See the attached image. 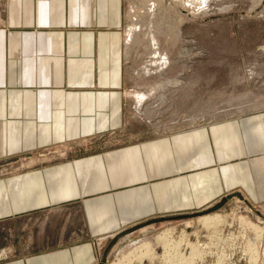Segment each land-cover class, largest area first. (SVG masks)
Returning a JSON list of instances; mask_svg holds the SVG:
<instances>
[{
    "label": "crops",
    "instance_id": "obj_1",
    "mask_svg": "<svg viewBox=\"0 0 264 264\" xmlns=\"http://www.w3.org/2000/svg\"><path fill=\"white\" fill-rule=\"evenodd\" d=\"M123 6L124 0H0V156L55 143L88 146L90 137L126 133ZM238 126L229 121V137L220 139L213 130L215 147L229 143V150L221 151L229 158L214 155L211 162L196 166L233 164L218 172V187L209 191L242 187L250 197L261 198L257 181L262 178L257 175L256 180L253 168L260 165L264 176V148L258 157L239 159L247 153H240L244 140ZM191 133L194 146L175 135L158 142L146 138L69 160L36 163L37 168L0 178V218L50 208L59 210L51 219L67 230L75 218L72 209L55 208L76 202L84 207L79 214L86 232L84 240H75L74 231L69 237L63 231L61 236L67 237L44 245L29 240L23 252L0 264H92L96 258L90 238L116 234L125 223L193 203L177 199H183L186 189L168 197L172 179L166 178L171 156L178 160L172 172L190 175L178 171L194 167L198 155L214 149L205 130ZM237 163L241 165L235 167Z\"/></svg>",
    "mask_w": 264,
    "mask_h": 264
},
{
    "label": "rangeland",
    "instance_id": "obj_2",
    "mask_svg": "<svg viewBox=\"0 0 264 264\" xmlns=\"http://www.w3.org/2000/svg\"><path fill=\"white\" fill-rule=\"evenodd\" d=\"M182 4L181 0H124L122 26L125 34L138 18L152 15L155 23L151 30L159 49L167 53L168 58L160 69L154 63L150 72H139L151 49L143 36L146 39L151 32L146 25L136 24L138 38L125 56L126 133L121 130L102 137H90L88 146L55 143L13 151L0 156V178L37 168L36 163L69 160L146 138L158 142L162 136L173 138L175 135V138L182 139V143L186 141V145L194 146L195 134L191 132L197 129L210 135L215 153L207 149L206 154L211 155H208V163L214 160V155L225 161L229 153L221 151L229 150V143L228 147L217 143L219 151L216 152L212 134L215 130L214 135L219 134L217 138L229 137V121L239 125L244 140L240 153L247 155L239 159H247L248 155L258 157L259 148L262 145L264 148V127H258L264 120V0H211L210 6L205 8L202 5L196 11ZM167 80L168 85L163 89L166 98L161 105L163 110L154 119H149L143 111L147 104L158 99L159 84ZM141 92L149 93L142 98V103L138 101ZM158 119H161L159 124L156 123ZM167 140L171 147L175 146L173 139ZM169 161L171 172L166 178L172 180L168 181V197H175L178 190L186 189L183 199H177L185 200L184 204L191 199L194 204L154 212L123 224V229L116 234L95 241L90 238L96 258L92 264H127L130 261V264H264V176L259 174L260 165L253 170L256 180L259 176L262 178L257 181L261 198H253L242 187L214 192L218 187L214 182L218 180V172L229 170L233 164L225 166L217 162L213 165L217 167L210 169L212 165L199 167L195 163L192 165L196 167L187 166L178 171L191 173L181 176L172 172L178 164L176 157L171 156ZM240 165L237 163L235 167ZM198 170L203 171L194 173ZM222 177L225 175L219 173V178ZM202 184L203 189L199 188ZM211 187L214 191H209ZM250 188L254 193L253 185ZM228 195L227 201L219 208L202 212ZM55 209H72L75 217L72 228L63 230L62 222L51 219V213L59 210L51 211L50 208L19 217L0 218V263L19 255V250L23 252L29 240L37 239L41 245L51 239L57 242L67 237L66 234L61 236L63 231L68 232V237L74 231L75 240L86 236L79 214L83 206L70 202ZM200 211L197 215L138 226L154 218ZM215 212L220 216L219 221L212 225L203 223L201 215Z\"/></svg>",
    "mask_w": 264,
    "mask_h": 264
},
{
    "label": "bare ground",
    "instance_id": "obj_3",
    "mask_svg": "<svg viewBox=\"0 0 264 264\" xmlns=\"http://www.w3.org/2000/svg\"><path fill=\"white\" fill-rule=\"evenodd\" d=\"M178 1L180 2V0H178ZM181 1H183V4L184 5L189 6L190 8L192 7V9L194 11H196L198 8H201L202 5H204V7L207 8L208 5H209V2L211 0H181ZM154 3H155V1H153V4ZM183 4L181 6H183ZM147 7H149V6H147ZM189 7H187V8H189ZM184 8L186 9L185 6H184ZM193 10H192V12H193ZM154 23H155V20L153 19V16L152 15H151V17H146V16L140 17L134 23L131 24V26L128 29V34H125V37L127 36L125 38V56H126L127 55L126 54V51H127V53L131 52V49H132L133 44H134V41L138 38L137 37V33L138 32H137L136 27H135L136 24H139L140 26L141 25L142 26L146 25L149 28L150 32H151L150 34H148V38L145 39L144 36H143V39L144 40H147L146 42H148L147 45L148 46L151 45V49H150V54L147 56L146 63L139 70L140 73H142V72H144V73L150 72L153 69L152 68V65L154 63L156 64V67H158V69H160L168 61V58H167V55H166L167 53H164V52L162 53V50L159 49L160 47L158 45V41L156 39V36L153 33V31L151 30V28L154 26ZM125 33H126V30H125ZM168 82H169V80H167L166 82L163 81V82H161L159 84V86L161 88V92H159L160 95H158L159 96L158 99L155 100L151 104H147V106L145 107V109H144L143 112L145 113V116H147L149 119H152V118L154 119V117H156V115H158L159 113H161V111L163 110L161 105L166 100L165 94L163 93L164 92L163 89L167 87ZM154 88H155V86H154ZM148 94L149 93H147V92H141L139 94L140 100L138 99V101L139 102L143 101L142 98L146 97V95H148ZM136 104L138 105V102ZM137 105H136V107H137ZM138 108H139V105H138ZM148 118H147V120H149ZM155 122H156V120H155ZM160 122H161V119H158L156 123L159 124ZM154 125H155V123H154ZM208 155H210V154L203 153L201 155H198L196 157L197 158L196 160L198 161V164H205L206 162L208 163V161H207L208 160ZM219 217L220 216L216 212L215 213H207V214H204V215H201L200 216V218L203 220V223H205L207 225L215 224L217 221H219ZM163 237H164V235H163ZM138 248H141V247H138ZM130 262L127 263V264H130Z\"/></svg>",
    "mask_w": 264,
    "mask_h": 264
},
{
    "label": "water",
    "instance_id": "obj_4",
    "mask_svg": "<svg viewBox=\"0 0 264 264\" xmlns=\"http://www.w3.org/2000/svg\"><path fill=\"white\" fill-rule=\"evenodd\" d=\"M236 194L240 195L239 192H237ZM228 198H229V195L228 196H224L222 198V200L219 203H217L214 207H211L209 209H206V210H204L202 212L213 211V210L219 208L221 205H223V203H225L227 201ZM199 213H201V211L200 212L190 213V214H181V215H176V216H165V217H160V218H154V219H151V220H149L147 222H144L142 224H139L138 226H142V225L147 224V223H150V222H157V221H161V220H168V219H175V218H179V217L197 215ZM105 254H106V251L104 252V258H105Z\"/></svg>",
    "mask_w": 264,
    "mask_h": 264
}]
</instances>
